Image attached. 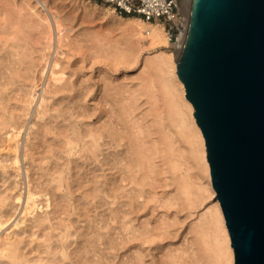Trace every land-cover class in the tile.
Here are the masks:
<instances>
[{"label":"rangeland","instance_id":"rangeland-1","mask_svg":"<svg viewBox=\"0 0 264 264\" xmlns=\"http://www.w3.org/2000/svg\"><path fill=\"white\" fill-rule=\"evenodd\" d=\"M42 1L0 0V264H231L201 155L145 63L173 41L129 63L83 1L111 7Z\"/></svg>","mask_w":264,"mask_h":264},{"label":"water","instance_id":"water-1","mask_svg":"<svg viewBox=\"0 0 264 264\" xmlns=\"http://www.w3.org/2000/svg\"><path fill=\"white\" fill-rule=\"evenodd\" d=\"M175 63L235 264H264V0H191Z\"/></svg>","mask_w":264,"mask_h":264},{"label":"bare ground","instance_id":"bare-ground-1","mask_svg":"<svg viewBox=\"0 0 264 264\" xmlns=\"http://www.w3.org/2000/svg\"><path fill=\"white\" fill-rule=\"evenodd\" d=\"M34 1L37 4L41 3L42 7H45L47 8V10L51 11V8H49V5H47L45 1L42 0H34ZM184 1L186 2V5L183 4L182 0H179V3L181 9L185 13V16H187V21H188V16L190 14L191 0H184ZM83 5L85 6V10H88L94 14L96 13L103 14L107 19H109L113 23V25L116 28L121 29L125 33V35H123L120 41L121 48H118L119 49L118 51L120 52L119 58L121 60H124L129 63L136 61L139 52L145 48L144 43H148V46L152 48H163L169 46L170 44L169 36L167 35V33H165L164 27L160 23L148 22L139 17L122 16L119 14L114 15L113 13L114 11L109 8L104 9L103 7H99L95 4L90 5L88 4V2L86 3L85 1H83ZM51 15H53V12ZM53 18L55 20L57 33H60L59 23L58 21H56L55 15H53ZM45 19H47L46 16ZM18 32L19 30L15 29L13 32L14 36H17ZM184 41L185 40L183 38L179 43L173 44L174 51L160 50V52H156L154 55L148 56L146 58L145 63L150 67L151 70H153L156 73L157 78L161 84L164 98L167 99L168 119L171 125L175 127V130L177 129L179 132L187 133L190 143L195 147V149L201 155L200 159L203 164V169L208 174L209 181L212 183L210 168L206 158L205 140L203 138L199 126L196 124L193 114V110H194L193 106L187 100L184 85L179 79L177 74V67L175 60L178 58V56L183 50ZM47 59L44 61L45 63L47 62ZM55 65L56 62L53 60L51 63V67H54ZM53 73L54 71L53 69H51L50 74L52 75ZM41 94L42 95L44 94V90L41 92ZM162 120H159L157 122V124H159V132L162 136L163 142L166 145H168V148L171 151V149L173 150L171 134L165 131L166 127L164 124H162ZM88 133L87 136L92 139V141L90 140L92 145L91 147L93 146L96 147L98 141L97 138L94 136L95 133L94 134L93 133L88 134ZM78 145H79V141L77 139L67 140L66 148L68 153L69 154L74 153V150L78 147ZM215 194L216 192H214L212 195L214 196ZM215 207H216L215 214H213L215 216L214 222L218 226L219 231L226 232V237H225L227 244L226 246H228V251H229V254L227 255L230 256L231 264H235L234 251L233 248L230 246V242H231L230 235H228L227 233L228 229L226 226V221L219 201L218 203H215ZM206 238L209 239L208 237Z\"/></svg>","mask_w":264,"mask_h":264},{"label":"built area","instance_id":"built-area-1","mask_svg":"<svg viewBox=\"0 0 264 264\" xmlns=\"http://www.w3.org/2000/svg\"><path fill=\"white\" fill-rule=\"evenodd\" d=\"M111 7L122 16L139 17L148 22H162L169 41L185 40L189 16L180 7L179 0H94Z\"/></svg>","mask_w":264,"mask_h":264}]
</instances>
